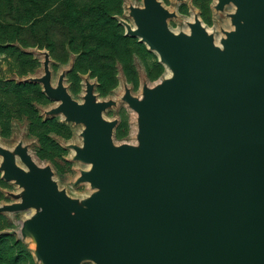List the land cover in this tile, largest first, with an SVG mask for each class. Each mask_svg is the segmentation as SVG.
I'll return each instance as SVG.
<instances>
[{"label": "water", "instance_id": "obj_1", "mask_svg": "<svg viewBox=\"0 0 264 264\" xmlns=\"http://www.w3.org/2000/svg\"><path fill=\"white\" fill-rule=\"evenodd\" d=\"M233 1L236 28L213 48L201 24L175 35L158 0L132 7L137 29L160 61L176 72L146 98H128L139 112L141 145L115 146L114 122L102 117L108 103H94L93 86L83 105L51 75L39 79L56 112L84 123L85 149L76 157L92 163L82 180L101 191L85 206L69 199L17 149L28 171L2 148L3 177L26 188L21 202L1 212L35 207L20 234L40 232L39 256L49 264H264V0ZM29 188V190H28ZM77 213V214H76Z\"/></svg>", "mask_w": 264, "mask_h": 264}, {"label": "rangeland", "instance_id": "obj_2", "mask_svg": "<svg viewBox=\"0 0 264 264\" xmlns=\"http://www.w3.org/2000/svg\"><path fill=\"white\" fill-rule=\"evenodd\" d=\"M28 8H0V205L21 202L26 188L3 177L5 157L2 148L16 158V166L28 171L17 152L26 151L41 168H50V180L66 196L85 206L100 192L90 181L82 180L83 172H91L93 164L76 157L77 149H85L84 123L69 120L57 113L62 101L51 99L39 81L48 68L52 87H66L71 97L85 104L87 88L93 86L94 103H108L102 117L114 122L112 142L115 146L141 145V116L128 98H146L147 90L156 89L175 71L160 61L141 37L128 33L137 29L132 7L143 10L144 0H88L87 10L68 31L65 17L81 10L61 0H33ZM40 1V3H37ZM169 12L167 23L175 35L191 34L192 26L201 24L206 36L213 38V48L225 52L227 33L235 30L238 7L234 2L219 6V0H158ZM36 5V6H35ZM31 12L30 16L24 12ZM82 14L84 16L82 17ZM24 44H30L24 46ZM87 58H92L87 61ZM160 57V58H159ZM29 189V188H28ZM40 214L39 208L0 213V264H49L39 256L40 232L21 236L22 221ZM77 214V213H76ZM81 264H96L84 260Z\"/></svg>", "mask_w": 264, "mask_h": 264}, {"label": "trees", "instance_id": "obj_3", "mask_svg": "<svg viewBox=\"0 0 264 264\" xmlns=\"http://www.w3.org/2000/svg\"><path fill=\"white\" fill-rule=\"evenodd\" d=\"M43 2V7L48 5V3L51 1V0H40ZM40 1H38L37 3H40ZM71 1H74V0H61L59 3L62 4V6H67L68 8H66L65 10V15H72L74 12H70V9H69V3ZM29 2H34L33 0H0V8H19V6L23 7V8H28V4ZM88 0H81V3H76V5L82 9L81 10H78L79 12H76L75 15L73 16H70V17H63L64 20H63V24H64V27L67 28L68 31H70L76 22L78 21H81L83 20L82 18L78 17L80 15V13L82 12V10H87V5H88ZM36 6V5H35ZM87 7V8H85ZM25 15L27 16H30L31 15V12H24ZM84 16V14H82V17ZM8 41V36H5V40L4 42H0V44H3V43H6ZM30 44H24V46H28ZM0 48H4L3 45H0ZM87 61H90L92 58H87Z\"/></svg>", "mask_w": 264, "mask_h": 264}, {"label": "bare ground", "instance_id": "obj_4", "mask_svg": "<svg viewBox=\"0 0 264 264\" xmlns=\"http://www.w3.org/2000/svg\"><path fill=\"white\" fill-rule=\"evenodd\" d=\"M230 2H233V1H230ZM230 2H228V3H230ZM146 43V42H145ZM154 51H156V50H154ZM159 55H160V53L158 52V51H156ZM160 57H161V55H160ZM168 66H170V67H172L171 65H169L168 63H166ZM171 71V74H170V76H169V79H172V80H175L176 79V72L175 71H172V70H170ZM92 164V163H91ZM97 187V189H99L100 191L102 190L101 189V187H99V186H96ZM29 190V189H28ZM40 210V213L42 212V210L41 209H39Z\"/></svg>", "mask_w": 264, "mask_h": 264}]
</instances>
